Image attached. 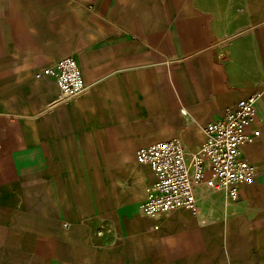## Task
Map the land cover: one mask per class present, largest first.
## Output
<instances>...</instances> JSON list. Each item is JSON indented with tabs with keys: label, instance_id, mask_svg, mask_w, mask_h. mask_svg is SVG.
<instances>
[{
	"label": "crops",
	"instance_id": "1",
	"mask_svg": "<svg viewBox=\"0 0 264 264\" xmlns=\"http://www.w3.org/2000/svg\"><path fill=\"white\" fill-rule=\"evenodd\" d=\"M74 56L87 88L53 75ZM257 176L158 217L142 145L254 91ZM0 264H264V0H0Z\"/></svg>",
	"mask_w": 264,
	"mask_h": 264
},
{
	"label": "built area",
	"instance_id": "2",
	"mask_svg": "<svg viewBox=\"0 0 264 264\" xmlns=\"http://www.w3.org/2000/svg\"><path fill=\"white\" fill-rule=\"evenodd\" d=\"M53 75L60 89V99L68 101L86 88L78 60L64 56L40 70L36 76ZM262 91L241 98L224 115L204 126V141L196 150L187 147L182 136L142 145L137 159L151 168L154 181L148 186L142 212L158 217L179 208L193 213L200 210V198L219 193L237 200L242 185L257 176L254 163L244 157L247 145L254 143L261 131L253 125L257 119V100Z\"/></svg>",
	"mask_w": 264,
	"mask_h": 264
}]
</instances>
